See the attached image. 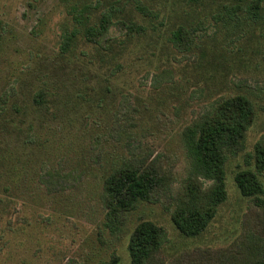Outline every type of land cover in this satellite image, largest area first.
<instances>
[{"label": "rangeland", "instance_id": "rangeland-1", "mask_svg": "<svg viewBox=\"0 0 264 264\" xmlns=\"http://www.w3.org/2000/svg\"><path fill=\"white\" fill-rule=\"evenodd\" d=\"M58 1L0 0V94L7 92L10 103L24 105L22 117L33 124L32 132L41 142L31 148L34 160L39 159L32 168L59 174L68 183L64 192L49 195L34 173L16 180L10 216L6 215L10 225L1 223L6 231L0 264H98L112 256L120 264H130L128 240L142 221L166 232L160 264H206L217 258L226 262L239 250L236 245L245 233L264 237V206L243 197L234 180L238 172L254 169L253 148L264 138V27L252 25L237 43L233 35L225 37V30L216 32L209 24L206 35L217 39L213 50L230 51L212 82L192 67L197 54H176L169 63L150 51L139 62H132L131 55L122 62L124 71L110 81L100 106L75 97L77 72L59 70L54 79L61 103L53 109L54 118H45L30 106L29 94L58 70L52 59L64 16ZM208 11L201 15L209 17ZM205 47L211 49L210 43ZM236 94H249L255 118L239 150L225 163L226 200L202 233L182 236L170 218L171 200L189 169L181 130L217 100ZM18 119L13 118L15 124ZM112 125L133 132L151 159L162 158L171 177L168 198L139 203L118 230L106 226L100 197L105 158L126 154L114 140ZM11 139L8 143L18 146V139ZM40 160L46 162L45 169H40ZM198 180L204 188L211 184Z\"/></svg>", "mask_w": 264, "mask_h": 264}, {"label": "trees", "instance_id": "trees-1", "mask_svg": "<svg viewBox=\"0 0 264 264\" xmlns=\"http://www.w3.org/2000/svg\"><path fill=\"white\" fill-rule=\"evenodd\" d=\"M59 5L64 16L57 52L52 58L58 70L44 77L48 81L41 79L39 84L43 87L31 89L29 94L30 106L45 118H54L53 109L61 103L54 79L59 70L65 74L77 72L79 76L73 80L77 86L75 97L85 103L95 101L100 106L110 81L124 71L126 66L122 62L131 55L132 62H139L144 52L150 51L152 57L166 58L169 63V58L175 59L176 54H197L192 67L201 76L204 74L203 80L212 82L230 51L213 50L217 39L216 35H206L209 24L216 32L225 30V37L233 35L232 40L237 43L252 25L264 27V0H59ZM205 9L209 10V17L201 15ZM207 18L209 21H205ZM207 43L211 45L209 51ZM9 97L11 94L7 92L0 94V252L4 244L1 237L6 231L1 223L10 225L9 208L17 179L31 172L49 195L68 189L61 175L32 168L39 159L34 160L31 148L41 142L32 132L33 124L22 117L24 105L10 103ZM9 113L12 115L7 116ZM15 117L19 118L16 124ZM254 118L249 94H236L217 100L181 130L189 169L170 209L171 221L180 235L195 237L202 233L226 200L225 163L239 150ZM112 132L116 144L126 154L110 153L105 158L107 167L100 197L106 210V226L118 230L139 203L168 198L171 177L160 161L162 158L151 159L133 132L120 126H113ZM13 136L18 139V146L8 143ZM252 160L254 169L238 172L234 180L243 197L264 206V138L255 143ZM45 161H39L40 169L46 168ZM106 164L102 166L104 169ZM200 178L210 181V186L204 188ZM165 241L162 227L149 221L138 223L127 244L130 264H160L159 253ZM236 249L239 250L233 251L226 262L217 258L206 264H264V237L245 233ZM98 264L120 263L117 256H112Z\"/></svg>", "mask_w": 264, "mask_h": 264}]
</instances>
